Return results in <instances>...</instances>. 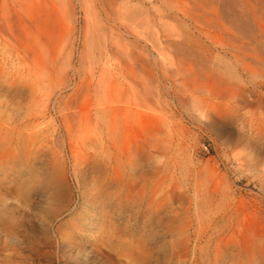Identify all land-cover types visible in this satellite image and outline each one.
<instances>
[{
  "label": "rangeland",
  "instance_id": "374dc122",
  "mask_svg": "<svg viewBox=\"0 0 264 264\" xmlns=\"http://www.w3.org/2000/svg\"><path fill=\"white\" fill-rule=\"evenodd\" d=\"M2 119L0 264H264V0H0Z\"/></svg>",
  "mask_w": 264,
  "mask_h": 264
},
{
  "label": "bare ground",
  "instance_id": "6f19581e",
  "mask_svg": "<svg viewBox=\"0 0 264 264\" xmlns=\"http://www.w3.org/2000/svg\"><path fill=\"white\" fill-rule=\"evenodd\" d=\"M105 11H106V14L107 15H109L110 13H108V10H106L105 9ZM115 14V13H114ZM120 20V19H119ZM125 25V24H124ZM89 98V97H88ZM100 100V99H99ZM94 101V100H93ZM98 101V100H97ZM47 103V102H46ZM89 106V105H88ZM98 106V105H97ZM120 109H121V107L119 106V105H106V106H104V107H102V108H100L99 109V111L100 112H103V113H108V114H112V113H117V112H119L120 111ZM46 112V111H45ZM46 115V114H45ZM10 119V118H9ZM116 120H115V118H112L111 119V121L110 122H112L111 124H110V128L109 129H111V130H114L115 128H117V125H115L116 124V122H115ZM36 122V121H35ZM34 122V123H35ZM44 128V127H43ZM42 128V129H43ZM33 130V129H32ZM39 131V130H38ZM38 131H34V132H32L31 134L32 135H35V134H37L38 133ZM39 134V133H38ZM37 134V135H38ZM36 136V135H35ZM8 143V142H10V121H7V120H5V119H2V120H0V144H2V143ZM2 147H3V145H2ZM128 239V238H127ZM189 239V238H188ZM126 241V240H125ZM128 242V241H127ZM140 242V241H139ZM142 244V243H141ZM139 245V244H138ZM141 246V245H140ZM115 248V247H114ZM138 248V247H137ZM195 250V249H194ZM131 252V251H130ZM138 252V251H137ZM148 255V254H147ZM72 256V255H71ZM99 258V257H98ZM97 258V259H98ZM152 259V258H151ZM69 260V259H68ZM160 260V259H159ZM170 261V260H169ZM168 261V262H169ZM172 262V261H171Z\"/></svg>",
  "mask_w": 264,
  "mask_h": 264
}]
</instances>
